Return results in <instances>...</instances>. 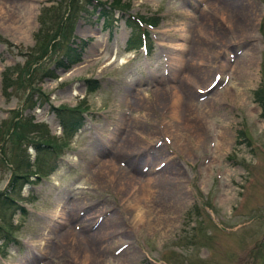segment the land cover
I'll use <instances>...</instances> for the list:
<instances>
[{"label": "rangeland", "instance_id": "1", "mask_svg": "<svg viewBox=\"0 0 264 264\" xmlns=\"http://www.w3.org/2000/svg\"><path fill=\"white\" fill-rule=\"evenodd\" d=\"M115 2L0 0V264H264V0Z\"/></svg>", "mask_w": 264, "mask_h": 264}, {"label": "trees", "instance_id": "2", "mask_svg": "<svg viewBox=\"0 0 264 264\" xmlns=\"http://www.w3.org/2000/svg\"><path fill=\"white\" fill-rule=\"evenodd\" d=\"M115 3H118V0H116ZM69 7H70V8H73V7H74V3L71 2ZM113 7H114V5H112V4H110V6H108V7H105L106 10H107V13L104 15V17H106L108 20L104 21V22H103V25L106 26V27H110V25L112 24V20H113L112 11H113ZM105 12H106V11H104L103 13H105ZM71 17H72V16L70 15L69 20H68V24H69L70 21H71ZM62 23H63V22L60 21V24H59L60 27L57 28V30L55 31L54 34H52L51 36H49L47 39L44 38L45 41L43 42V45H44L45 47H43V48L41 49V52L39 53V56H37V62H38L39 60H41L42 56H43V55L46 53V51L48 50V46H49L51 40H55L57 37H60V36H61L62 38L65 37V36H63V35H66V29H67V28H66L65 26H62V25H61ZM129 23H130V22H129ZM134 23H135V22H134ZM135 24H136V23H135ZM45 43H46V45H45ZM74 44H75V42H73V45H74ZM53 47H54V42L51 44V48H53ZM79 55H80V52H78L77 49H76L74 46H71V44H68V46H67V50H66L65 53H64V58L59 59V60L57 61V65H58V66H61L62 68L67 69V68H69L73 63H76L77 61L80 60V56H79ZM24 68L27 69V70H26V75H27V77H25V80H26L27 82H29V77H30V75H31V72H32L35 68H34V67H31L30 65H29V68H26V67H24ZM49 75H51V76H55V75L53 74L52 71H49ZM88 81H90V80H88ZM19 82H22V79H20ZM4 86L6 87V89L10 87V85H9V87H8L7 83H5V82H4ZM55 110L58 112V115H60L59 117H60V121H61L62 126H63V131H64L66 134H70V133H72V132L75 131L76 129L80 128V126L82 125V117L79 116L75 110H73V109H71V108H63V107H56ZM14 124H15V123H14ZM14 124H13V125H14ZM17 125H18V123H16V126H15V127H17ZM14 135H16V136H18V137L23 136V134H18L16 131L14 132ZM45 143H46V145L51 146V144H50V143H47L46 141H39L38 143H35L34 146H35L36 148L42 149V148H44V147H41V146L45 145ZM51 147H52V146H51ZM22 177H23V178H26V175H19V174H15V175H13L12 180H11L10 183H9L10 187H15V181H16L15 178H22ZM2 196H4V195H2ZM5 197L8 199V196H5Z\"/></svg>", "mask_w": 264, "mask_h": 264}, {"label": "bare ground", "instance_id": "3", "mask_svg": "<svg viewBox=\"0 0 264 264\" xmlns=\"http://www.w3.org/2000/svg\"><path fill=\"white\" fill-rule=\"evenodd\" d=\"M223 18H224V16H222ZM244 17L245 16H243L242 14L240 15V14H238V12L235 14V23L233 22V25L237 28V30H240V28H242V26H241V21L242 20H244ZM248 20V19H247ZM248 22V21H247ZM251 25V24H250ZM234 27V28H235ZM122 61H124V59L122 60ZM161 94V95H160ZM163 95V96H162ZM159 96H161V100H162V102L163 101H168L169 102V106H170V112H169V116L171 117V118H175V119H177V120H180V115H181V106H182V102H181V100H180V97H178V94H176V93H174V94H168V93H161V92H158V94L155 96V97H159ZM166 96H167V98H166ZM164 98V99H163ZM192 104H190L189 103V105L188 106H191ZM192 111V114H193V116L195 117V119L197 120L199 117H198V115H196V112H194L193 110H191ZM190 111V112H191ZM196 115V116H195ZM124 154H126V156L127 155H129L130 153L129 152H125ZM103 165H104V169L103 170H106V173H104L105 175H104V177H107V174H108V177H112V173H110L111 171H110V169H112V170H114L113 169V166L112 165H109V167H107V163H103ZM120 186V188L121 187H123V184H120L119 185ZM133 187V186H132ZM132 189H134V187L132 188ZM140 203H138V204H134L133 205V208L135 209V211L134 212H136V215L137 216H140L141 218L143 217L140 213H139V210H140V205H139ZM141 220V219H140ZM68 237V236H67ZM66 238V237H65ZM65 240V239H64ZM65 241H68V240H65ZM65 243V242H64Z\"/></svg>", "mask_w": 264, "mask_h": 264}]
</instances>
